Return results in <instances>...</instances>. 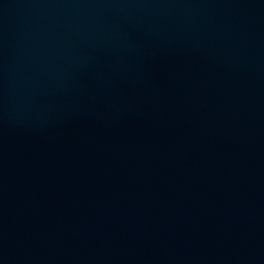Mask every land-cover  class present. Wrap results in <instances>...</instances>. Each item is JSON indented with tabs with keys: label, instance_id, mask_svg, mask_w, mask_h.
<instances>
[{
	"label": "water",
	"instance_id": "water-1",
	"mask_svg": "<svg viewBox=\"0 0 264 264\" xmlns=\"http://www.w3.org/2000/svg\"><path fill=\"white\" fill-rule=\"evenodd\" d=\"M0 264H264V0H0Z\"/></svg>",
	"mask_w": 264,
	"mask_h": 264
}]
</instances>
